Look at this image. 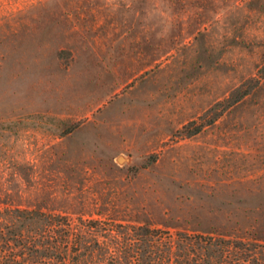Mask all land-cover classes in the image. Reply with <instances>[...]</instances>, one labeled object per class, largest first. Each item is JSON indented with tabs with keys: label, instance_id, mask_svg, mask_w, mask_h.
Returning a JSON list of instances; mask_svg holds the SVG:
<instances>
[{
	"label": "rangeland",
	"instance_id": "obj_1",
	"mask_svg": "<svg viewBox=\"0 0 264 264\" xmlns=\"http://www.w3.org/2000/svg\"><path fill=\"white\" fill-rule=\"evenodd\" d=\"M14 255L264 264V0H0Z\"/></svg>",
	"mask_w": 264,
	"mask_h": 264
},
{
	"label": "trees",
	"instance_id": "obj_2",
	"mask_svg": "<svg viewBox=\"0 0 264 264\" xmlns=\"http://www.w3.org/2000/svg\"><path fill=\"white\" fill-rule=\"evenodd\" d=\"M74 262L76 261V258H73L72 259ZM12 261H13V264H18L17 262H18V257L16 256V255H14L13 257H12ZM73 262V263H74Z\"/></svg>",
	"mask_w": 264,
	"mask_h": 264
},
{
	"label": "bare ground",
	"instance_id": "obj_3",
	"mask_svg": "<svg viewBox=\"0 0 264 264\" xmlns=\"http://www.w3.org/2000/svg\"><path fill=\"white\" fill-rule=\"evenodd\" d=\"M123 160V159H122Z\"/></svg>",
	"mask_w": 264,
	"mask_h": 264
}]
</instances>
